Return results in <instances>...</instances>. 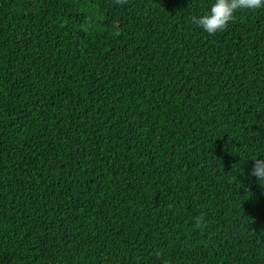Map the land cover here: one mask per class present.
<instances>
[{
	"label": "trees",
	"instance_id": "obj_1",
	"mask_svg": "<svg viewBox=\"0 0 264 264\" xmlns=\"http://www.w3.org/2000/svg\"><path fill=\"white\" fill-rule=\"evenodd\" d=\"M0 0V264H264V9Z\"/></svg>",
	"mask_w": 264,
	"mask_h": 264
},
{
	"label": "clouds",
	"instance_id": "obj_2",
	"mask_svg": "<svg viewBox=\"0 0 264 264\" xmlns=\"http://www.w3.org/2000/svg\"><path fill=\"white\" fill-rule=\"evenodd\" d=\"M264 9V0H214L209 12L193 17V22L210 35L226 30L241 10ZM251 176L264 186V155L250 158Z\"/></svg>",
	"mask_w": 264,
	"mask_h": 264
}]
</instances>
